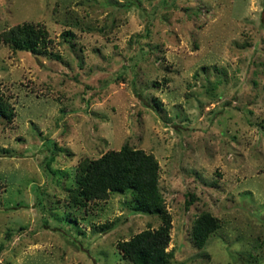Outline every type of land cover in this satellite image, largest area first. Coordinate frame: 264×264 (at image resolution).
I'll return each mask as SVG.
<instances>
[{"label": "rangeland", "instance_id": "1", "mask_svg": "<svg viewBox=\"0 0 264 264\" xmlns=\"http://www.w3.org/2000/svg\"><path fill=\"white\" fill-rule=\"evenodd\" d=\"M22 22L51 40L0 41V264H131L117 242L159 217L68 196L124 143L158 162L169 264H264V0H0V32Z\"/></svg>", "mask_w": 264, "mask_h": 264}, {"label": "trees", "instance_id": "2", "mask_svg": "<svg viewBox=\"0 0 264 264\" xmlns=\"http://www.w3.org/2000/svg\"><path fill=\"white\" fill-rule=\"evenodd\" d=\"M48 31L39 24L22 22L0 32V41L14 51L36 52L50 42ZM12 109L0 90V117L11 119ZM159 166L153 154L128 143L118 150H108L94 159L83 158L75 169V186L68 189L70 204L85 206L88 201L105 200L111 192L129 190L138 210L157 215L160 225L144 229L117 248L131 264H169L170 216L158 187ZM219 226L216 217L202 212L192 224V241L201 247Z\"/></svg>", "mask_w": 264, "mask_h": 264}]
</instances>
